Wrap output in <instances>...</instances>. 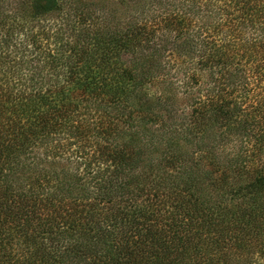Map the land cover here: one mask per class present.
<instances>
[{"label": "trees", "instance_id": "trees-1", "mask_svg": "<svg viewBox=\"0 0 264 264\" xmlns=\"http://www.w3.org/2000/svg\"><path fill=\"white\" fill-rule=\"evenodd\" d=\"M0 264H264V0H0Z\"/></svg>", "mask_w": 264, "mask_h": 264}]
</instances>
